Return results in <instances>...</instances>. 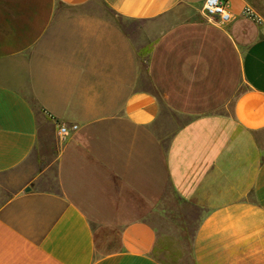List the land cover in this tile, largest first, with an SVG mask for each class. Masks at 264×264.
Returning a JSON list of instances; mask_svg holds the SVG:
<instances>
[{
	"label": "crops",
	"instance_id": "crops-1",
	"mask_svg": "<svg viewBox=\"0 0 264 264\" xmlns=\"http://www.w3.org/2000/svg\"><path fill=\"white\" fill-rule=\"evenodd\" d=\"M203 2L0 0V264H264V0Z\"/></svg>",
	"mask_w": 264,
	"mask_h": 264
},
{
	"label": "rangeland",
	"instance_id": "rangeland-1",
	"mask_svg": "<svg viewBox=\"0 0 264 264\" xmlns=\"http://www.w3.org/2000/svg\"><path fill=\"white\" fill-rule=\"evenodd\" d=\"M124 28L132 34H136V29L139 27L138 23L133 22H123ZM194 213L192 211L187 212L186 217H181V222L179 224V229L177 232V236L179 237L175 242L176 246H173L176 250L179 249V252L183 254L185 262L188 261L189 258V249H190V235L194 228ZM186 222V223H185ZM159 259L171 263L173 258L167 254H159ZM188 263V262H187Z\"/></svg>",
	"mask_w": 264,
	"mask_h": 264
},
{
	"label": "built area",
	"instance_id": "built-area-1",
	"mask_svg": "<svg viewBox=\"0 0 264 264\" xmlns=\"http://www.w3.org/2000/svg\"><path fill=\"white\" fill-rule=\"evenodd\" d=\"M203 13L209 19L219 25H227L232 21L231 12L228 10L225 0H204ZM248 15L249 11H244ZM77 125H72L70 128L65 124H60L58 127V134L61 136L67 135L69 130L76 131Z\"/></svg>",
	"mask_w": 264,
	"mask_h": 264
}]
</instances>
